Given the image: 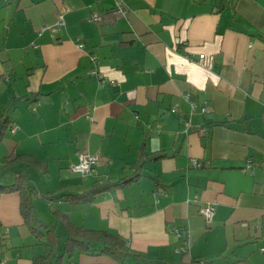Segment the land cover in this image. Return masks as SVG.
I'll list each match as a JSON object with an SVG mask.
<instances>
[{
    "label": "crops",
    "instance_id": "1",
    "mask_svg": "<svg viewBox=\"0 0 264 264\" xmlns=\"http://www.w3.org/2000/svg\"><path fill=\"white\" fill-rule=\"evenodd\" d=\"M123 2L127 14L115 18V0H0V122L8 120L0 164L32 155L46 168L53 146L65 148L55 153L60 167L78 154L98 156L92 175L69 185L65 173L60 182L71 192L138 170L134 182L64 214L119 235L145 258L136 264H264V0ZM95 13L100 22H89ZM58 16L64 26L53 33ZM201 54L214 57L211 69L197 64ZM185 94L209 112L191 115ZM19 202L17 193H0L6 264L35 259L21 254L35 244ZM209 204L207 224L198 210ZM106 263L118 264L97 254L67 259Z\"/></svg>",
    "mask_w": 264,
    "mask_h": 264
},
{
    "label": "trees",
    "instance_id": "2",
    "mask_svg": "<svg viewBox=\"0 0 264 264\" xmlns=\"http://www.w3.org/2000/svg\"><path fill=\"white\" fill-rule=\"evenodd\" d=\"M7 123L8 120L0 122V139ZM28 168L43 170L44 172L46 170L32 155H19L12 159H6L4 165L1 167V171L2 173L12 171L13 182L9 185L0 184V193H17L20 197L19 213L23 224L28 227L30 234L33 236H47V247L50 248L48 255L36 257L30 264H51V262L62 264L64 256L70 258L75 253L107 255L123 264H125V259L127 258H136L140 262H146L141 254L130 251L127 243L119 235L110 231L87 230L81 226H76L60 210H54L52 213L56 216H62L61 222L66 230L67 238L64 240L62 253H56L59 236L55 234L54 225H44L37 219L33 206V197L36 195V192L28 179L26 173V169ZM137 171L130 178L119 181L116 184L108 180L96 181L89 188L77 192H71V189L62 187L54 192L38 196V198H42L48 202L49 206L55 200L75 207L87 206L106 192L134 182L139 176ZM41 229H44L45 232H41ZM4 236V234H1L0 240Z\"/></svg>",
    "mask_w": 264,
    "mask_h": 264
},
{
    "label": "rangeland",
    "instance_id": "3",
    "mask_svg": "<svg viewBox=\"0 0 264 264\" xmlns=\"http://www.w3.org/2000/svg\"><path fill=\"white\" fill-rule=\"evenodd\" d=\"M7 134H5V137H7ZM56 147L54 148V151L52 152L54 155L49 154V156H54V160H49V164L48 167H46L47 172L44 173L43 170H34V169H29V178L31 180V185L34 186L36 188L37 192H42V194L44 195L46 190H55L56 188L60 189L62 187H65L64 185H61L63 183L60 182V180L66 179L65 178V173H67V184H71L73 181L78 180L79 177L81 175H74L71 174L70 171V166L67 165V167H60L61 165H58V160H56L55 158L58 156L59 152L62 151L64 152V149L59 150L58 146H53ZM48 148V146H47ZM5 152V149L3 147H0V157L1 154ZM55 153H58L57 155ZM38 154L41 156H45L46 154V147H44L43 149H40L38 151ZM1 164H0V184L3 185H7L8 183H12L13 181V173L6 171L4 173H2L1 171ZM61 186V187H59ZM69 188V187H67ZM57 189V190H58ZM54 203V206H48V202L44 201L42 198H38L37 195H35L33 197V206L35 207V211L37 219L42 222L44 225H54L55 227V234L59 236V243L56 249V253H62L63 250V245H64V240L67 238V233L66 230L61 222V215H54L52 212L54 210L60 209L62 214H65L66 212H70V210L75 207L69 204H65L61 201H54L52 202ZM75 211L78 215L79 213V209L75 208ZM25 231L27 233V235L29 236L30 240H28V242H32L33 246L30 247H26L25 249L22 250L21 254L22 256H28L30 257H39V256H47L48 252H49V247H47V236L44 235H40L38 237L33 236L32 234H30V231L28 229L27 226H25ZM41 232H45L44 229H41ZM20 253V251L18 252V254ZM82 254V253H81ZM84 254V253H83ZM103 257H105L106 259H108V261L110 262H116L118 264H120V262L114 260L112 257L107 256V255H102ZM67 257L64 256L63 257V264H67ZM71 259V257H70ZM3 261V260H2ZM136 260H134L133 258H127L125 259V264H136ZM51 264H55L53 262H51ZM108 264V263H106Z\"/></svg>",
    "mask_w": 264,
    "mask_h": 264
},
{
    "label": "built area",
    "instance_id": "4",
    "mask_svg": "<svg viewBox=\"0 0 264 264\" xmlns=\"http://www.w3.org/2000/svg\"><path fill=\"white\" fill-rule=\"evenodd\" d=\"M126 14H127V8L123 0H115V7L112 11V15L115 18H122L125 17ZM100 20H101L100 16L96 13L91 15L90 18L88 19V21L91 23H99ZM63 26H64L63 18L62 16H58L56 24L51 28V31L53 33H59ZM77 46L81 48L82 44L78 43ZM91 61L94 64L98 63V60L95 56H91ZM197 64L199 66L206 67L207 69H211L214 64V57L213 56L206 57L205 55L201 54L198 56ZM90 74L96 76L98 75L95 71L90 72ZM99 78L103 81V79L100 76ZM3 80L8 81L9 77H5ZM182 99L189 103V107H190L189 112L191 115L195 113H200L202 115H205L209 112V109L207 108L206 104H202L200 107H198L196 103L190 101V95L188 94L182 95ZM31 110L35 111V108L31 107ZM176 111H177L176 109H172V112H176ZM145 126L148 132L150 133H157V130L159 128L157 125L155 127H152L150 124H146ZM11 133H15L14 128L11 129ZM199 133L201 134V136L205 137L208 134V131L207 129L202 128L199 131ZM77 157H78V162L70 167V171L72 173L79 174L82 177L92 175L95 171V165L97 164L98 156H88L84 154H78ZM191 164L194 168H201V163L199 161L192 160ZM252 167H253L252 163L248 161L245 164L243 171L244 172L250 171L252 170ZM198 214L205 220L207 224H210L214 214V204H209L200 207L198 210ZM172 234H175L178 237H182V236L185 237L186 232L185 231L182 232L179 229H173ZM0 238H1V233H0ZM187 248H188V242L185 239L182 247L179 249V252H184L186 251ZM259 252L264 256V245L259 248ZM0 264H6V263L5 261L0 260Z\"/></svg>",
    "mask_w": 264,
    "mask_h": 264
}]
</instances>
